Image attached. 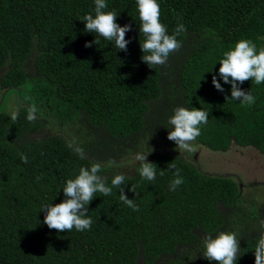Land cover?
I'll return each mask as SVG.
<instances>
[{
  "label": "trees",
  "instance_id": "obj_1",
  "mask_svg": "<svg viewBox=\"0 0 264 264\" xmlns=\"http://www.w3.org/2000/svg\"><path fill=\"white\" fill-rule=\"evenodd\" d=\"M106 2L119 25H131L126 51L84 31L94 0H0V87L24 91L25 99L15 122L0 111V264H216L202 256L203 239L221 231L239 239L236 264H254L264 199L246 203L242 181L203 172L191 153L180 154L161 135L167 137L175 108L202 109L208 123L194 143L213 152L234 143L264 154V83L237 84L256 98L245 107L218 73L236 41L263 48L264 0H157L169 34L178 24L186 31L177 37L180 49L154 69L141 59L135 0ZM94 39L99 43L85 47ZM32 105L37 119L30 123ZM138 151L156 167L155 180L140 177L139 161L127 166ZM93 163L109 186L114 175L125 176L121 188L139 210L113 188L86 206L89 230L49 229L41 207L65 199V182ZM170 164L183 177L175 191Z\"/></svg>",
  "mask_w": 264,
  "mask_h": 264
},
{
  "label": "clouds",
  "instance_id": "obj_2",
  "mask_svg": "<svg viewBox=\"0 0 264 264\" xmlns=\"http://www.w3.org/2000/svg\"><path fill=\"white\" fill-rule=\"evenodd\" d=\"M139 16L138 31L143 35V42L140 43L142 52L141 59L150 68L163 66L167 63L168 57L181 47V42L177 39L186 31L183 24H178L169 34L166 25L160 20V5L157 0H135ZM108 7L106 0H94V15L86 14L83 17L84 31L95 33L104 40L114 43L116 49L127 50L128 40L125 34L130 30L131 25L123 26L116 22L117 13L105 11ZM99 40L86 42L85 47H91ZM218 73L220 79L231 84V99L239 100L242 106H250L255 103V97L248 91L245 92L237 87L238 83L254 81L260 85L264 83V48L257 49L256 44L249 39H240L234 46L223 53V58L219 60ZM213 86L223 91L221 84L215 75L212 77ZM37 108L32 105L28 108L26 120L30 123L37 119ZM19 117V112L11 114V120L15 122ZM208 112L202 109L177 107L168 118L171 125L167 138L174 141L178 150L191 153L195 151L194 142L201 134V125L208 123ZM70 147H72L70 145ZM81 159H86L82 148L74 149ZM146 153H137L135 159L140 162L139 175L143 180L153 181L156 177V167L146 161ZM23 163H28L26 155L21 154ZM101 165L93 163L91 166H82L78 174L68 179L62 187L65 199L59 203L46 204L40 210L45 211L43 223L49 229L57 232H70L89 230L93 221L87 215V205L93 200L97 193L110 196L113 188L120 189V200L133 211H138V205L132 199H128L124 194L121 185L125 182V176L116 174L111 179V186L105 182V178L100 175ZM170 168L175 169L174 179L169 188L175 191L183 183L180 169L175 164H170ZM163 174V173H161ZM40 180L41 177H37ZM135 193V187L131 188ZM264 228V223L261 225ZM203 257L208 261H215L216 264H236L241 255V248L237 235L233 232L221 231L214 237L210 234L203 239ZM254 264H264V232L257 239L254 250Z\"/></svg>",
  "mask_w": 264,
  "mask_h": 264
},
{
  "label": "rangeland",
  "instance_id": "obj_3",
  "mask_svg": "<svg viewBox=\"0 0 264 264\" xmlns=\"http://www.w3.org/2000/svg\"><path fill=\"white\" fill-rule=\"evenodd\" d=\"M23 97L24 91H22V95L15 90L6 93L0 87V111L9 113L10 115L14 111H19L22 106L20 101L25 100ZM53 129L57 130V128ZM43 132L44 134L50 133L47 132L46 129H44ZM165 135L166 134H162V138L169 141L167 137H163ZM171 146L180 154L187 153L178 150L174 142ZM194 148L195 151L191 152L194 156L193 161L199 164L203 172L211 175L233 176L239 181H242V200H247L248 202L246 203L251 204L255 200L261 202L260 200L264 199V185L255 186V184L264 183L263 153L253 147H240L234 143L224 152H213L196 143H194ZM149 149H154L152 151H155L156 147H148L145 151H149ZM138 153H143V151H138ZM136 162L137 160L134 158L127 166L131 168L135 166ZM125 169L127 168L125 167Z\"/></svg>",
  "mask_w": 264,
  "mask_h": 264
},
{
  "label": "water",
  "instance_id": "obj_4",
  "mask_svg": "<svg viewBox=\"0 0 264 264\" xmlns=\"http://www.w3.org/2000/svg\"><path fill=\"white\" fill-rule=\"evenodd\" d=\"M8 91H6V93H7ZM259 185H264V183H262V184H255V186H259Z\"/></svg>",
  "mask_w": 264,
  "mask_h": 264
},
{
  "label": "flooded vegetation",
  "instance_id": "obj_5",
  "mask_svg": "<svg viewBox=\"0 0 264 264\" xmlns=\"http://www.w3.org/2000/svg\"><path fill=\"white\" fill-rule=\"evenodd\" d=\"M259 151V150H258ZM246 186V185H245ZM251 186H253V185H251ZM247 187V186H246Z\"/></svg>",
  "mask_w": 264,
  "mask_h": 264
}]
</instances>
